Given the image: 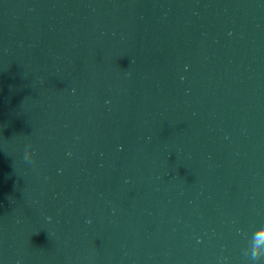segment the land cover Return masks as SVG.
I'll return each instance as SVG.
<instances>
[{
  "label": "water",
  "instance_id": "water-1",
  "mask_svg": "<svg viewBox=\"0 0 264 264\" xmlns=\"http://www.w3.org/2000/svg\"><path fill=\"white\" fill-rule=\"evenodd\" d=\"M0 264H264V0H0Z\"/></svg>",
  "mask_w": 264,
  "mask_h": 264
},
{
  "label": "clouds",
  "instance_id": "clouds-1",
  "mask_svg": "<svg viewBox=\"0 0 264 264\" xmlns=\"http://www.w3.org/2000/svg\"><path fill=\"white\" fill-rule=\"evenodd\" d=\"M31 155H32L31 152H27L25 158L27 159V158L30 157ZM251 259H252V261H256V255H255V253L253 254V257H252Z\"/></svg>",
  "mask_w": 264,
  "mask_h": 264
}]
</instances>
